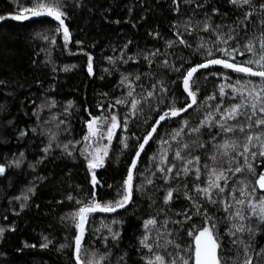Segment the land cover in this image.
<instances>
[{
	"label": "trees",
	"instance_id": "trees-1",
	"mask_svg": "<svg viewBox=\"0 0 264 264\" xmlns=\"http://www.w3.org/2000/svg\"><path fill=\"white\" fill-rule=\"evenodd\" d=\"M255 2L258 4L260 0ZM24 3L28 4L29 0H24ZM197 4H203L204 7H197ZM213 8L220 13L212 15L213 25L235 26L234 21L243 12L229 4L228 0H194L192 3H186L185 0H176V3L173 0H66L65 11L70 17L66 24L71 36V42L67 46L62 34L54 31L55 22L47 17L24 21L5 19L0 24V81H3L0 83V165H4L6 169L0 174V228L5 229L0 238V264H75L73 247L60 248L66 242V237L69 238L67 242L72 243L71 237L75 229L61 217L77 207L74 201L69 202L66 199L69 193L82 198L92 191L91 173L85 159L79 155L80 145L72 156L65 154L57 145L82 141L87 132L85 121L90 119L89 113L109 114L108 105L116 98L126 95V89L119 83L122 74H131L137 93L146 95L148 91H154L153 84L159 88L158 81H163L176 97L177 107L187 103L182 80L178 77L189 67L210 58L195 49L201 37L208 41L209 47L214 48V37L197 26L198 22L205 19V13L211 15ZM17 11L13 0H0V15ZM189 28L193 29L191 34ZM44 34L49 38L55 37V45L42 39ZM178 36L179 39L188 41L192 47L180 44ZM170 40L176 41L171 48L167 46ZM125 44H128L126 54L132 55L138 62L123 63L117 60L115 66L109 64L106 57H118ZM156 49L161 54L152 58L154 62L149 67L143 55ZM88 55L93 57V75H89L87 71ZM216 55L219 56L220 53ZM238 59L242 60L244 57ZM164 60L169 61L168 66L163 64ZM73 65L75 67L70 71H64L66 66ZM177 67L180 72L175 71ZM105 68L109 71L105 72ZM143 73L149 75L145 76ZM213 73L231 76L233 83L236 79L258 80L222 67L205 69L196 74L198 79L194 88L199 89L198 104H202L208 95H218V85L224 81ZM137 74H141L140 81L134 80ZM155 95L157 99L143 103L141 107L144 110L138 118L130 120L129 132L117 130L105 166L96 170V175L103 184V187H97V199L106 201L116 197V189L125 177L126 169L140 142L133 133L142 138L157 119L158 113L150 105L165 107L172 102V96L169 95L165 105L161 106L158 97L164 94L156 92ZM51 101L55 102V107H44L39 110L38 116L34 114L39 105H47ZM69 102L73 107L67 109ZM216 102L207 101V104L213 105ZM111 111L123 114L128 109L117 106ZM206 114L204 107L198 111L193 108L184 117L163 125L138 164V171L143 175L138 176L135 183L139 184L146 177H151L154 181L152 187L167 188L169 185L164 184L160 173L152 175L158 164L151 158L161 147L156 142L157 138L167 137L171 140L168 133L180 127L179 121L189 119L195 123ZM60 121L65 123L61 124ZM22 132L27 134L21 135ZM122 137H128L129 148H123L120 143ZM188 139L185 136V142ZM201 139L210 148L207 143L208 136L205 134ZM50 140L52 150L45 156L43 149ZM217 141L222 142V137L217 136L211 143ZM176 147L173 142V149ZM204 151L205 149L194 148L192 154ZM168 156L172 159L171 151ZM17 160L20 161L19 167L14 164ZM257 164V173L264 171V158H259ZM229 175V188L233 187V181L242 178L241 174ZM243 175L249 180L255 179L247 172ZM186 179L170 181V184L179 185L181 191L174 193L173 202L168 205L162 201L164 192L157 189L156 203L151 208V201L145 194L149 191V186L144 185L145 192H137L134 188L135 203L125 211L111 216H94V225L89 226L85 237L86 247L98 250L99 253L110 250L111 254L104 264H144L146 250L139 248L138 238L142 234L143 220L152 215H156L161 222L165 219L170 221L168 230H172L173 235L166 239L174 238L182 245L190 244L191 238L184 229L194 221L199 222L200 217L194 214L195 209L191 202L183 195ZM108 185L112 187L109 188ZM29 188L33 191L29 192ZM189 194L195 195L194 192ZM25 195L27 200L23 199ZM223 196L228 198L229 192L226 190ZM214 207L208 205L209 211ZM157 209L163 211L157 213ZM177 212L192 214V221L184 225L171 223L184 220L183 215H176ZM215 215L223 216L224 213L222 209H217ZM113 217L123 221L119 226L113 225L114 228L119 227L121 238L115 243L108 240L105 247L104 241L96 239V236L108 233L103 230L97 232L96 229L101 219L107 222ZM261 228L264 229V225ZM220 230L223 235V223L220 224ZM161 231L165 229L161 228ZM45 237L51 241L47 248L41 247L45 243ZM224 239L228 238L225 236ZM26 243L28 247H25ZM255 245L257 249L264 246V230L256 235ZM158 250L164 254V249ZM168 251L174 249L169 247Z\"/></svg>",
	"mask_w": 264,
	"mask_h": 264
},
{
	"label": "snow or ice",
	"instance_id": "snow-or-ice-1",
	"mask_svg": "<svg viewBox=\"0 0 264 264\" xmlns=\"http://www.w3.org/2000/svg\"><path fill=\"white\" fill-rule=\"evenodd\" d=\"M17 12L13 14L0 15V24L5 19L24 21L30 18L47 17L55 22L54 31L62 34L64 44L67 46L71 42L70 30L66 20L70 17L65 11L66 0H29L28 4L24 0H13ZM186 3H192L194 0H185ZM176 3V0H173ZM228 3L237 9H242V15L238 16L234 25H224L211 23L212 15H219V10L213 8L211 15L205 13V19L198 22V27L211 37L213 47L208 46V41L203 37L195 51L201 55L210 58L205 59L194 66L189 67L185 72H181L178 79L182 80L183 93L186 94L187 103L177 107L176 97L171 94L168 85L163 81H158L160 87L152 85L154 91L137 93V87L133 83L131 74H122L120 85L126 89V95L122 98H116L108 105V115H92L85 121L87 132L82 141H69L68 143L57 145L68 156H72L79 147V155L83 156L87 168L91 173L90 183L92 191L85 197L77 198L69 193L66 199L69 202L74 201L75 207L70 210L61 219L71 223L75 229L71 237L72 243L69 244L68 237L66 242L60 245L61 249L73 247V256L75 264H104L110 256L108 252L99 253L98 250H90L86 247V234L89 226L94 225V216L97 213L111 214L122 209H127L129 205L135 203L133 200L134 188L137 192H145L144 185L149 186L148 195L149 208L156 203L157 189L164 192L162 197L163 204L168 205L173 202L174 193H180L179 185L170 184V181L187 178L183 187L185 199L191 202L195 209V215L200 217L199 222H192L184 231L191 238L190 244L178 243L174 238L166 239L172 236L173 231L168 230L170 221L168 219L162 222L152 215L142 222V234L138 238L140 249L146 250L143 257L144 264H264V246L257 249L255 237L258 232L264 230V171L257 173V161L264 158V0L256 3L255 0H228ZM197 7H204L203 4H197ZM227 15V14H224ZM256 19H253V17ZM119 23V21H116ZM193 29L189 28V34ZM158 35V34H157ZM52 45H55V37L49 38L44 34L41 37ZM179 39V36H178ZM79 43V42H78ZM129 44L131 41L128 42ZM176 41H168L167 46L173 47ZM179 43L192 47L188 41L179 39ZM128 44L120 51L118 57H106L109 64L115 66L117 60L128 63L138 61L130 54H126ZM216 53H220L219 56ZM160 50L156 49L143 55V59L148 62L149 67L154 62L152 58L160 55ZM87 55V53H85ZM244 57V59H238ZM163 64L168 66L169 61L164 60ZM211 66H221L223 69H230L235 73L243 74L253 79H236L233 83L232 77L224 73H213L219 75L223 83L218 85V95H208L202 104H198V88H194L197 77L196 73L201 69H208ZM73 66H66L64 71H70ZM87 71L93 75V57L88 55ZM105 72L109 69L105 68ZM180 72V68H175ZM147 76L149 73H143ZM103 78V77H101ZM135 81L141 80V74L134 77ZM3 83V81H0ZM142 86V85H141ZM156 92L163 93L158 97V103L165 105L169 95L172 96V102L165 107H157L155 104L150 107L158 113L157 119L148 131L141 138L133 133V136L139 140L134 157L126 169V175L121 184L116 189V197L106 201L97 199V187H103V184L96 175V170L103 168L109 157L110 146L116 138L117 130L129 132V122L138 118L144 110L141 105L148 100H156ZM207 101H217L213 105H208ZM117 106H123L128 109L123 114L115 111ZM44 107H55V102L51 101L47 105H39L38 110L34 111L39 115V110ZM71 102L67 109L72 108ZM204 107L207 114L202 119H197L192 123L189 119L179 121L180 127L173 129L168 133L171 137H158L157 143L161 145L160 149L151 158L157 163L155 171L160 173L161 178L167 188L155 186L151 177H146L144 181L136 184L138 176L143 173L138 171V164L141 154L145 151L149 141L153 140L157 129L161 127L162 122L173 120L176 117L188 113L189 109L196 108L198 111ZM147 119V118H145ZM61 124L65 123L60 121ZM215 129V131H213ZM202 130H204L202 132ZM35 131V129H33ZM22 132L21 135H26ZM208 136V145L201 139L203 135ZM185 136L189 137L185 142ZM222 137V142L217 141L216 137ZM227 137L226 139H223ZM52 139H55L53 137ZM107 141V144L101 145V141ZM128 137H122L120 143L123 148H129ZM173 142L177 145L173 149ZM71 146V147H70ZM205 149L204 152L193 155L192 150ZM242 148V151L239 149ZM52 150V142L45 146L43 152L45 156ZM231 150V151H229ZM172 152V159H169L168 153ZM23 156V153L20 154ZM16 167L20 166V161H14ZM5 166L0 165V174L5 172ZM247 172L254 180H249L243 174ZM203 173V175H202ZM241 174L239 181H233V187L229 188L230 175ZM42 179V178H41ZM223 182V183H221ZM191 184V188H189ZM109 188L112 185H108ZM229 192V197L225 198V191ZM33 191L32 188L28 189ZM194 192L195 195H190ZM19 199V198H18ZM23 199L27 200L25 195ZM208 205L215 206L209 211ZM23 209V204L21 205ZM222 209L224 215L216 216L215 211ZM157 213L163 209H157ZM176 215H183V221H171L173 224L184 225L192 221V214L188 212H177ZM122 220L113 217L110 221H100L97 232L106 231L108 235L96 236V239L102 240L107 247V241L114 243L121 238L119 226ZM224 225L223 235L221 234L220 224ZM158 224L160 227H157ZM161 228L165 231H161ZM14 230V229H13ZM5 229L0 228V238H2ZM95 235V234H94ZM228 239L225 240L224 237ZM45 243L41 245L47 248L51 241L44 238ZM163 240V243L160 241ZM228 245L229 247H226ZM29 245L26 243L25 247ZM35 247L36 245H31ZM171 247L174 251H168ZM164 249L162 254L158 249ZM230 253V255H226ZM124 255H127L126 253ZM87 257V258H85ZM123 259V256L121 257Z\"/></svg>",
	"mask_w": 264,
	"mask_h": 264
},
{
	"label": "water",
	"instance_id": "water-1",
	"mask_svg": "<svg viewBox=\"0 0 264 264\" xmlns=\"http://www.w3.org/2000/svg\"><path fill=\"white\" fill-rule=\"evenodd\" d=\"M35 17H33V18H30V20H33ZM42 18V17H41ZM211 67H221V66H211ZM210 67V68H211ZM203 70H205V69H201L199 72H201V71H203ZM230 70V69H229ZM232 71V70H231ZM199 72H197V73H199ZM196 73V74H197ZM192 109H189V112L191 111ZM188 112V113H189ZM188 113H184L183 114V116H181V117H176V118H174L173 120H175V119H180V118H182V117H184L185 115H187ZM170 121H172V120H166L165 122H162V125H161V127L163 126V125H165L166 123H168V122H170ZM160 127V128H161ZM160 128H158L157 129V132H158V130L160 129ZM155 136V135H154ZM151 141H149V143H150ZM149 145V144H148ZM148 145L146 146V148H145V151L141 154V158H140V161H141V159H142V157L144 156V154H145V152H146V150H147V148H148ZM139 161V162H140ZM131 205H129V207H130ZM128 207V208H129ZM126 209H122V210H119V211H117V212H115V213H111V214H100V213H97V214H95V215H108V216H111V215H116V214H119V213H121V212H123V211H125Z\"/></svg>",
	"mask_w": 264,
	"mask_h": 264
},
{
	"label": "rangeland",
	"instance_id": "rangeland-1",
	"mask_svg": "<svg viewBox=\"0 0 264 264\" xmlns=\"http://www.w3.org/2000/svg\"><path fill=\"white\" fill-rule=\"evenodd\" d=\"M100 143H101V145H104V144H107V141L104 140V141H101ZM111 145H112V144H111ZM110 149H111V146H110ZM83 158H84V157H83Z\"/></svg>",
	"mask_w": 264,
	"mask_h": 264
}]
</instances>
